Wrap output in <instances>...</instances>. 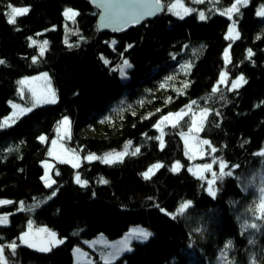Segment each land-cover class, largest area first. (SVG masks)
I'll list each match as a JSON object with an SVG mask.
<instances>
[{"label":"trees","instance_id":"obj_1","mask_svg":"<svg viewBox=\"0 0 264 264\" xmlns=\"http://www.w3.org/2000/svg\"><path fill=\"white\" fill-rule=\"evenodd\" d=\"M171 1L159 0L164 7ZM234 1L196 5L207 11L203 20L197 11L177 18L164 8L153 21L100 33L90 0H0V123L11 103L26 102L18 93L23 77L47 73L57 97L0 127V201L11 202L0 206L9 215V224L0 226V246L8 264H73L75 247L99 234L119 238L132 225L152 236L112 263L95 256L94 264H264V219L256 210L264 192V16L257 15L264 0H249L229 18L222 12ZM10 6L29 11L9 23ZM69 9L76 12L70 20ZM231 24L235 40L226 37ZM124 59L131 67L122 81ZM223 72L228 83L239 76L246 83L213 92ZM189 105L208 110L201 138L232 172L217 179L214 197L187 170L182 136L192 115L163 128V147L157 139L158 122ZM64 118L71 128L67 145L82 160L122 151L129 141L140 151L113 164L55 162L54 184L45 187L41 163ZM177 162L181 169L173 172ZM155 164L162 167L145 179ZM75 175L87 185L77 184ZM45 199L18 210L21 202ZM30 225L52 231L62 243L48 252L22 245Z\"/></svg>","mask_w":264,"mask_h":264},{"label":"rangeland","instance_id":"obj_2","mask_svg":"<svg viewBox=\"0 0 264 264\" xmlns=\"http://www.w3.org/2000/svg\"><path fill=\"white\" fill-rule=\"evenodd\" d=\"M248 1L249 0H247V3H248ZM205 2H206V0H202V2H196V0H186V1L185 0H172L165 7L162 4L161 5L163 6V8H165L166 11H168L170 14H172L173 16H175L177 18H183L184 16L188 15L189 13H191L193 11H197L199 18H200V14L203 13L205 16V19H206L207 18V11L197 9V7H196V5H200V4H203ZM236 3H237V0H235L233 4H236ZM246 4H243V3L237 4V8L239 9L240 7L245 6ZM174 5H175V7H173ZM232 5H231V7H232ZM231 7H229L228 9H230ZM185 8L191 9L192 11L185 14V12H184ZM19 9H24V8H19ZM228 9L224 10L222 12V14H224L225 16H227L229 18H232V15L236 11H233L229 15L227 13ZM10 11H11V9H9V11L7 12L8 20H9ZM163 11H164V9H163ZM72 12H74V11H72ZM209 15H211V14L209 13ZM18 16H20V15H18ZM18 16H16V17H18ZM70 17H71V13H69V16H66V18L69 20L73 18V17H71V18ZM233 26L235 28V32L233 33V35H235V33H237L235 25L231 24L229 26V29H228V32L226 35V37L229 40H235L236 39V38L235 39L229 38V30ZM226 52H227V60H228V58H229L228 57V49H227V51H225V53ZM225 53H224L223 57H224V60L226 62ZM125 60L126 59L122 60V62L119 64V67H118V75L122 81H125L128 79V72L127 71L130 69V67H124V61ZM128 63H129V61H128ZM122 68L124 71V75H121V69ZM44 74H47V73H40L37 75L26 76V77L21 78L20 81L26 80L27 83L21 84L19 81L18 93L21 97H23V99L26 102L11 103L10 114L7 117H5L4 119H2V121H1V123H3L5 120H8V125L5 127L13 125L20 117L29 113V112H26L23 115H20V114H18V109L14 108L13 105H18L20 108H32L33 109V108H35L39 105H42V104H52L50 102H41L39 104H35V106L33 107V105L35 103V97L33 96V92H35L36 96L40 97L42 100H45V99L51 100L52 99L51 93L52 92L55 93L49 75L47 74V79H44ZM239 77H241V76H239ZM239 77L232 79L228 83L227 75H224V77H223L224 82H221L222 81V75H221L218 82L215 83L214 88L219 89L221 85H223V86L227 85L229 90L236 89V88H232V83L234 81H236ZM54 99L56 102V99H57L56 93H55ZM182 112H187V115L188 114L192 115V124H191L189 130L182 136L185 156L189 161V166L187 167V170L195 178L200 179L201 181L205 182L206 186H207V191H208V186H209L208 181L214 179L213 172H215L217 174V176H219V173H220L219 165H220L221 160L212 157L211 154L213 153V151H212V148L210 147L209 143L208 144L200 143L201 141H204V139H202L201 135H200L201 130L199 132L190 131L193 127V120H196L197 124L200 123L201 111H194L192 108H191V111H189L188 107H186L185 109H183L182 111H179L177 113H182ZM14 113H16L15 116H14ZM174 114H176V113H174ZM184 116H186V115H184ZM12 117H14V122H13V120L9 119ZM176 119L177 118L175 116H173L169 121H165V122L161 123L160 128H158L159 131L163 130V128L168 126V125H173V123L176 124L177 123ZM204 121H205V119L203 120V124H204ZM61 122L56 127L55 137L50 142L49 151H48L49 152V158L45 159L41 163V166L43 168V175H42L41 179H42V182H43L45 187H49V186H46V184H50V185L54 184L53 183L54 178L52 176V171H53V166H54L55 162L65 163V164H68L74 168H77L78 166H80V164L83 160L87 161V162H91V161L102 162L99 159L89 161L85 158L82 160L81 157L72 148H70L67 145V141L69 139L70 131H71L70 123L67 126H62ZM82 134H84V131H82ZM193 137H195V139H193ZM186 138H187V143H186ZM45 141L46 140L44 139L42 142H45ZM53 142H55V144ZM208 148H209V150H208ZM135 149H132L130 146L128 148V154L127 155L131 154ZM124 150H125V148L122 151L111 152V153H119V152H123ZM127 155H125V156H127ZM104 156L105 155L97 156V157L102 158ZM124 157H123V159H124ZM118 162H120V161H118ZM176 164H174V165H176ZM205 164H211L212 165L211 171L201 172L202 166ZM74 165H77V166H74ZM155 165H157V164H155ZM179 165L181 166V164H179ZM173 166L171 167V169L173 168ZM180 169H181V167H180ZM180 169H179V171H180ZM157 170L158 169H155L154 173ZM76 176L77 175H75V178H74L75 182H76ZM201 176L203 178H201ZM216 183H217V179L215 180V183L212 185V187L215 189V191H216ZM208 193H209V191H208ZM260 197L261 198L264 197V192L260 193ZM47 200L48 199H45L44 201H38V202H34L32 204H26V205L23 204V207H21V203H20L18 206V210L24 211L25 209L39 207L42 203L46 202ZM1 205L2 204H0V206ZM4 216H7L8 222H7V224L0 223V226H6L9 224V215L6 213H0V217H4ZM42 229H46V228L34 227V226L30 225L26 229V231L21 235V237H22L25 233H28V237H27L28 243L22 242L21 239H20V243L24 246H27V247L35 250V251H38V252H48L52 248H54L60 244V243L50 242V241H52V238L49 236V233H53V232L50 230H47V229H46L47 230L46 232L40 231ZM140 229L146 230L147 232L151 233V236H152V232L150 230H148L146 227H143L141 225H132L129 227V229L121 237L116 238V239H110L103 234H99L94 238L86 240L84 242L83 247L80 246V247H75L73 249V251H72L73 264H94L93 259L95 256H97V258L100 261H102L103 263H112V262L116 261L125 253H129L132 251V249H133L132 244L133 243H143L151 237V236H149L147 240L140 238L139 234H138V230H140ZM55 240L60 241V239H58V237L56 235H55ZM29 244H33V245H35V247H30ZM45 246L48 247L50 250H48V251H40L39 250L40 247H45ZM3 255H4V252H3ZM4 258H5V255H4ZM5 261H6V264H8L6 258H5Z\"/></svg>","mask_w":264,"mask_h":264},{"label":"snow or ice","instance_id":"obj_3","mask_svg":"<svg viewBox=\"0 0 264 264\" xmlns=\"http://www.w3.org/2000/svg\"><path fill=\"white\" fill-rule=\"evenodd\" d=\"M158 2H159V0H157V3ZM196 2H202V0H196ZM240 3L246 4L247 0H237V3L233 4L232 7L227 10V13L230 15L233 11H238L237 4H240ZM173 7H175V5ZM28 11H29V9H27V8L19 9V8L11 7V11L9 13V23H15L16 16L26 14ZM190 11H192V10L191 9H187V8L184 9L185 14H187ZM69 13H71V17H74L76 15V13L72 12V10H70V9L66 10L65 15L69 16ZM257 15L264 16V9L258 11ZM137 19H138V17H137ZM200 19L201 20L205 19V16H204L203 13L200 14ZM234 32H235V28L233 26L229 30V38H232V39L238 38L239 34L235 33V35H233ZM33 43H35V41H33ZM113 43H115V42L113 41ZM46 47H47V41H45L44 44L41 46V49H40L41 55H43L44 50H45ZM129 47H131V45H129ZM248 55H249V57H251L253 55L251 50H249ZM225 56H226V62H228V60H227V52L225 53ZM3 63H4V61L0 60V64H3ZM105 63H108V61H105ZM124 67H131V65L128 63L127 60L124 61ZM186 67H190V65H188ZM121 75H124L123 68L121 69ZM221 75H222V81L221 82H224L223 81V77L226 74L222 73ZM44 79H47V74H44ZM169 79H172V78L169 77ZM20 83L21 84H25V83H27V81L26 80L25 81H20ZM241 83H246V81L244 80V78L242 76L239 77L236 81H234L232 83V88L239 87ZM161 87H163V85H161ZM185 87H187V84H185ZM217 90H218L217 88H214L213 92H216ZM33 96L35 97V103H34L33 107L35 106V104H39L41 102L55 103V99H54L55 93L54 92L51 93V96H52L51 100H46V99L42 100L40 97L36 96L35 92H33ZM192 103L195 104L196 102L193 101ZM13 107L18 109V114H20V115H23L26 112L32 111V108H20L18 105H13ZM188 110L191 111V106L190 105L188 106ZM207 114H208V110L207 109H203L201 111V113H200V123L197 124V121L193 120V127H192V129L190 131L199 132L201 130V128H202L203 120L207 117ZM15 115H16V113H14V116ZM184 115H187V112L176 113V114H171L170 113L167 116H164L162 118V120L160 122H158L156 127L160 128V124L161 123H163L165 121H169L173 116H175L177 118L176 122L178 123L179 119H182ZM9 119L13 120V122H14V117L9 118ZM68 124H69V121H68L67 118H64V120L61 122L62 126H67ZM7 125H8V120H5L3 123H0V127H5ZM172 126L175 127V123H173ZM162 137H163V131L161 130V136L157 137V139L161 141V147H163V139H162ZM39 139H41L43 141L45 138L42 136ZM193 139H195V137H193ZM53 143L55 144V142H53ZM186 143H187V138H186ZM200 143L208 144L209 142L207 140H204V141H201ZM130 145H131V141H129L125 145V150L123 152L107 153L102 158L101 157H97L95 154H91V155L87 156L86 159L89 160V161L98 160L99 159L103 163H106V164H113V163H116L118 161L122 162L123 157L128 154V148L130 147ZM139 151H140V149L136 148L131 153V155H136ZM212 151H216V149L213 148ZM259 155L264 156V152L259 153ZM74 166H77V165H74ZM160 167H162V165L157 164V165H154L152 168L148 169L147 172L143 173L144 178L145 179H149L151 174H154V170L155 169H159ZM180 167L181 166L179 165V162H177V164L174 165L171 170L173 172H177V171H179ZM219 167H220L219 176H217V174L215 172H213L214 179L208 181V185H209L208 186V191H209V194L212 195L213 197L216 195V191L212 187V185L215 183V180L218 179V178H221V177H223L225 175H228V176L232 175L231 171H228V172L225 171V169L228 167L225 162L221 161ZM211 169H212V165L211 164H205V165L202 166L201 172L211 171ZM201 178H203V177L201 176ZM100 182L101 183H105V184L108 183L106 180H103V179H101ZM53 183H54V181H53ZM76 183L80 184L81 186H86L88 182L86 180H81L79 175H77L76 176ZM46 186L50 187L51 185L50 184H46ZM52 195H55V192H53ZM5 203H11V202L10 201H0V204H5ZM190 203L191 202H186V203L182 204L180 209H179V211L182 213L184 211V209H186L187 207L190 206ZM21 207H23V202H21ZM256 210L260 213L258 218L264 219V197L261 198L259 204L257 205V209ZM7 222H8L7 216L0 217V223L7 224ZM250 227L251 228H257V225L255 223H253L252 225H250ZM40 231H45L46 232L47 230L46 229H42ZM138 234H139V237L144 239V240H147L148 237L151 236V233H149V232H147L146 230H143V229L138 230ZM49 236L52 238V241H50V242L62 243V241L55 240V233H49ZM27 237H28V233H25L20 239H21L22 242L28 243ZM29 246L30 247H35V245H33V244H29ZM9 247L13 248V250H14L16 245H15V243H13V244L9 245ZM227 247H231V241L228 242ZM39 250L40 251H48L50 249L45 246V247H40ZM0 264H6V261H5L4 255H3V248L2 247H0Z\"/></svg>","mask_w":264,"mask_h":264},{"label":"water","instance_id":"obj_4","mask_svg":"<svg viewBox=\"0 0 264 264\" xmlns=\"http://www.w3.org/2000/svg\"><path fill=\"white\" fill-rule=\"evenodd\" d=\"M90 6L98 10L96 26L100 33L121 32L132 25L153 21L164 9L157 0H90Z\"/></svg>","mask_w":264,"mask_h":264},{"label":"bare ground","instance_id":"obj_5","mask_svg":"<svg viewBox=\"0 0 264 264\" xmlns=\"http://www.w3.org/2000/svg\"><path fill=\"white\" fill-rule=\"evenodd\" d=\"M160 3V2H159ZM96 29H97V26H96ZM98 31V30H97ZM228 49V57H229V48H227ZM227 49L225 50V51H227ZM225 53V52H224Z\"/></svg>","mask_w":264,"mask_h":264}]
</instances>
